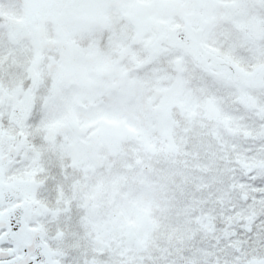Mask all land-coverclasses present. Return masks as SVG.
Listing matches in <instances>:
<instances>
[{
	"label": "snow or ice",
	"instance_id": "6c2138e0",
	"mask_svg": "<svg viewBox=\"0 0 264 264\" xmlns=\"http://www.w3.org/2000/svg\"><path fill=\"white\" fill-rule=\"evenodd\" d=\"M0 264H264V0H0Z\"/></svg>",
	"mask_w": 264,
	"mask_h": 264
}]
</instances>
